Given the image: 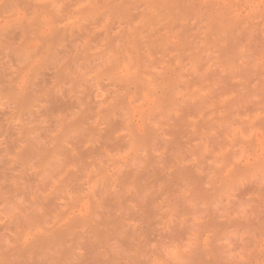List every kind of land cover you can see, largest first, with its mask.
I'll use <instances>...</instances> for the list:
<instances>
[{"label": "rangeland", "instance_id": "374dc122", "mask_svg": "<svg viewBox=\"0 0 264 264\" xmlns=\"http://www.w3.org/2000/svg\"><path fill=\"white\" fill-rule=\"evenodd\" d=\"M0 264H264V0H0Z\"/></svg>", "mask_w": 264, "mask_h": 264}]
</instances>
